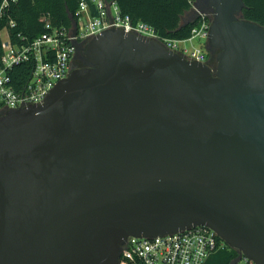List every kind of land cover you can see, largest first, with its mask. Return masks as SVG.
<instances>
[{
    "label": "water",
    "instance_id": "95a60500",
    "mask_svg": "<svg viewBox=\"0 0 264 264\" xmlns=\"http://www.w3.org/2000/svg\"><path fill=\"white\" fill-rule=\"evenodd\" d=\"M205 2L207 63L111 26L47 98L0 109V264H118L195 226L264 264V27Z\"/></svg>",
    "mask_w": 264,
    "mask_h": 264
},
{
    "label": "built area",
    "instance_id": "2783aa9c",
    "mask_svg": "<svg viewBox=\"0 0 264 264\" xmlns=\"http://www.w3.org/2000/svg\"><path fill=\"white\" fill-rule=\"evenodd\" d=\"M16 0H3L0 5V21L7 6ZM189 12L196 24L187 39L160 37L150 24L133 20L120 14L116 3L105 0H81L77 20L68 29L53 28L31 41L19 37L13 41L9 28L15 26L10 20L0 26V109L22 108V103L47 98L48 89L66 78L71 69L75 48L72 41H86V37L108 28H119L140 37L153 39L189 61L207 63L209 53L206 42L209 38L213 14L205 0H188ZM50 28L49 23L45 25ZM5 32V33H3ZM5 34V35H3ZM194 38L205 39L201 46L180 47ZM32 61L33 68L28 78L14 84L9 73L15 66ZM210 65H214L210 62ZM228 245L215 231L203 227H191L151 238L130 237L121 247L118 264H204L209 256ZM246 264H253L243 258Z\"/></svg>",
    "mask_w": 264,
    "mask_h": 264
},
{
    "label": "trees",
    "instance_id": "16d2710c",
    "mask_svg": "<svg viewBox=\"0 0 264 264\" xmlns=\"http://www.w3.org/2000/svg\"><path fill=\"white\" fill-rule=\"evenodd\" d=\"M3 0H0V5ZM81 0H16L11 2L3 14L0 26L12 20L15 22L9 33L13 41L47 34L53 28L68 29L72 20H77V10ZM88 1V0H86ZM114 2L120 14L133 20L144 21L154 27L160 37L187 39L196 22L182 23L183 16L189 11L188 0H105ZM242 17L264 27V0H243ZM49 23L50 28L45 25ZM2 50L0 48V58ZM213 62V61H212ZM215 64V63H214ZM33 68L28 61L9 71L14 84L25 81ZM238 256L237 250L230 246L218 250L207 258L204 264H230Z\"/></svg>",
    "mask_w": 264,
    "mask_h": 264
},
{
    "label": "flooded vegetation",
    "instance_id": "af4514ba",
    "mask_svg": "<svg viewBox=\"0 0 264 264\" xmlns=\"http://www.w3.org/2000/svg\"><path fill=\"white\" fill-rule=\"evenodd\" d=\"M208 7V6H207ZM87 43V40L84 42H80L76 45L74 56L71 62V68H81L88 65V60L85 56L84 49L85 45ZM215 61V59L213 58Z\"/></svg>",
    "mask_w": 264,
    "mask_h": 264
},
{
    "label": "rangeland",
    "instance_id": "374dc122",
    "mask_svg": "<svg viewBox=\"0 0 264 264\" xmlns=\"http://www.w3.org/2000/svg\"><path fill=\"white\" fill-rule=\"evenodd\" d=\"M190 14V16H191V13H189ZM3 33H5V32H3ZM6 34V33H5ZM5 34H3V35H5ZM205 39H198V38H194L193 40H191V42H184V43H182L181 45H180V47H184V46H186V47H191L192 45H194V46H201V47H203L204 48V43H205ZM212 64L214 65V63H215V61L212 59ZM238 264H246L244 261H240V262H238Z\"/></svg>",
    "mask_w": 264,
    "mask_h": 264
}]
</instances>
